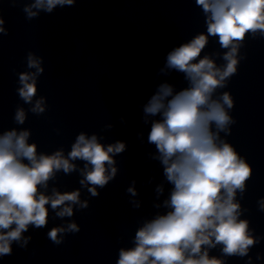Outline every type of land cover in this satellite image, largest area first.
<instances>
[{"label": "clouds", "instance_id": "obj_1", "mask_svg": "<svg viewBox=\"0 0 264 264\" xmlns=\"http://www.w3.org/2000/svg\"><path fill=\"white\" fill-rule=\"evenodd\" d=\"M75 0H35L23 11L27 18L37 15L33 8H46L51 12L57 5H73ZM207 14V35L199 34L189 43L175 48L167 56L166 67L185 74L190 87L173 95L168 84H161L144 107L147 115H162L153 122L148 142L156 146L164 165L167 181L174 185L169 201L171 211L146 223L135 235V247L121 249L117 264H222L215 257L209 258L207 249L223 244V253L245 256L256 242L249 234L248 221L239 220L240 204L235 201L237 190H245L252 169L239 156L234 147L220 140V132L229 133L232 117L225 109L233 107V99L225 91L220 99H213L217 88L226 87V80L237 71V52L247 33L264 34V0H196ZM4 20L0 18V32ZM208 36H218L222 48L229 49L223 55L227 64L216 67L208 56L201 59V51L208 43ZM196 61V62H194ZM28 67L37 73H21L20 97L30 103L37 92L36 75L43 72L39 61L31 55ZM43 100H37L32 108L43 113ZM15 120L25 121V112L18 109ZM215 127V131L213 130ZM28 131L15 129L0 135V256L11 254L12 241L21 240L29 225L36 228L47 224L48 208L53 210L71 201L77 203L79 191L52 196L39 192L38 186L47 182L56 171L70 173L75 169L71 160L81 159L92 165L85 173V180L104 187L116 174L106 175L105 165L114 163L112 153L125 149L123 142L105 147L95 135L88 138L81 133L68 158L62 151L52 155H37L36 144L28 143ZM27 160L28 163L24 161ZM84 180L81 181V184ZM97 195L96 188H89ZM129 192L135 195V190ZM86 203L82 207H86ZM264 210V201L261 202ZM60 217L71 216L72 207L64 206L56 213ZM15 225V227H12ZM70 231H79L75 223ZM62 228H53L49 238L57 239ZM214 238V239H213ZM27 243V240H25Z\"/></svg>", "mask_w": 264, "mask_h": 264}]
</instances>
